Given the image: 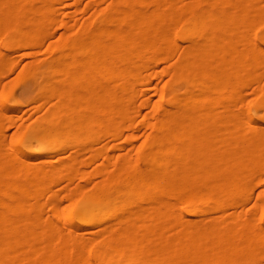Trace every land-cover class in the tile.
<instances>
[{
	"label": "bare ground",
	"instance_id": "1",
	"mask_svg": "<svg viewBox=\"0 0 264 264\" xmlns=\"http://www.w3.org/2000/svg\"><path fill=\"white\" fill-rule=\"evenodd\" d=\"M63 1L0 0V78L16 63L14 49L49 34ZM49 48L50 58L27 61L18 74L41 73L57 98L29 137L12 138L29 158L16 161L0 137V264L264 258V188L261 210L244 202L264 182V0H110ZM161 60L168 78L151 98ZM142 104L149 131L136 154L105 151L135 144ZM62 146L77 147L70 162L37 161ZM87 148L103 154L104 178L90 191L80 184L64 218L85 230L118 215L97 236L65 232L41 201L49 194L59 207L50 180L85 178L77 164Z\"/></svg>",
	"mask_w": 264,
	"mask_h": 264
},
{
	"label": "rangeland",
	"instance_id": "2",
	"mask_svg": "<svg viewBox=\"0 0 264 264\" xmlns=\"http://www.w3.org/2000/svg\"><path fill=\"white\" fill-rule=\"evenodd\" d=\"M110 0H64L63 3L58 5L59 19L51 22V28L49 34L44 37L39 43L21 46L12 51L16 58L15 65L8 70L0 78V130L1 140L4 143L3 149L12 153L16 161H25L29 157L17 154L12 146V138L19 131H23L26 137H29L28 130L37 122L38 118L43 116L50 108H53L56 104L57 98L49 94L47 87L46 77L41 73L31 77H19V72L24 68V64L27 61L50 58L54 52L49 48L51 41L58 38L61 32L66 31L68 28H77L84 21L89 19L93 11L97 7L107 5ZM167 61L161 60L156 66L155 72L152 76L151 83L148 84L149 92L148 97H157L156 85H162L168 78V73L164 70ZM9 85L12 87V92L9 97H1V88ZM253 87H249L247 93L250 95ZM167 93L170 91L166 89ZM17 100V102H16ZM2 102L7 103L12 107V110L4 108ZM143 103V99L139 98V103ZM142 111L137 114V129L135 131V138H133L135 144L126 143L123 147H108L105 151L111 154L117 155L119 153H131L136 154L137 144H139L147 135L149 129L145 122L144 111L147 109L145 105H141ZM111 137L108 136L107 139ZM124 136L121 141H125ZM119 140V139H118ZM29 144L32 142H28ZM100 144V143H99ZM97 144V145H99ZM95 145V146H97ZM65 146L53 151L49 154H39L41 158H49L58 164H65L70 162L76 154L77 147H69L64 150ZM100 147V146H97ZM81 154L83 162L77 164L81 167L82 173L85 178H81L80 175L75 176L72 180L63 179L60 181L50 180L51 186L54 190L60 192V204L59 207H52L49 199V194L43 195L41 201L45 202L44 216H50V218L57 224H59L65 232H71L79 236H97L103 231V227L107 223H113L118 220V215H111L106 217L102 224H93L87 229H76L71 223L64 218V207L69 205L71 193L81 184L86 190L90 191L94 188L96 182L101 181L104 178L103 171H100V166L103 165L104 156L99 154L94 157L91 149H85ZM115 156L113 157V159ZM114 163L110 162L107 167L112 168ZM87 179V180H86ZM264 188V182L254 185L252 195L245 199L246 206H256L259 210L261 200L258 196L260 189ZM233 264H264V258L259 261H250L246 263H233Z\"/></svg>",
	"mask_w": 264,
	"mask_h": 264
}]
</instances>
